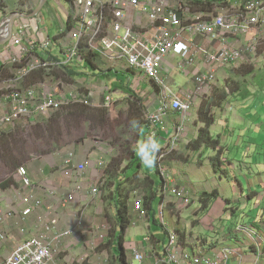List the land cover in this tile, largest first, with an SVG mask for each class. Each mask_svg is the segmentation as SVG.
<instances>
[{"label":"crops","instance_id":"crops-1","mask_svg":"<svg viewBox=\"0 0 264 264\" xmlns=\"http://www.w3.org/2000/svg\"><path fill=\"white\" fill-rule=\"evenodd\" d=\"M66 1L68 5L64 7L60 3L58 4L56 0H48L42 11L48 20L55 23L59 22L58 35H61L63 29L66 32L67 20L69 16H73L74 6L68 0ZM140 1L145 2V0ZM164 1L169 6L177 1L181 4L180 7H171L178 10H183L182 6L186 4V0ZM245 1L228 0L231 6L219 10L216 16L224 15L231 8H240L247 3ZM254 1L264 2V0H252V2ZM104 2L106 3L105 29L111 35L110 25L114 21V17L109 0ZM39 4L40 0H29L28 6L23 8L24 12L36 10ZM10 9L12 8L3 7L1 10L8 12ZM42 13L40 14L41 19ZM182 18L183 20L184 18L186 20L191 19L186 9L182 11ZM43 23L46 31L43 30L39 38L50 37L51 27L44 21ZM73 24L74 28L78 25L74 21ZM123 24L125 27L133 28L137 36L148 41L154 40L157 34L156 27L151 25L148 15L141 12L140 9L131 8L127 12ZM256 36L264 39V27L256 28L251 33L239 38L220 35L218 40L212 43L204 38L193 37L188 39V42L208 48L210 52L217 54L224 48L246 51ZM62 41L75 43V40L69 35L55 41L52 53L53 56L59 58L58 61H63L65 55L59 45ZM13 50L15 48L12 47L7 53L12 54ZM4 55L6 52L0 55V65L6 63L1 59ZM96 55H98V59L91 63L83 59H76V61L60 67L35 71L36 75H29L34 78H27V76L17 85L20 89L38 88L39 91H42L43 87L52 88L47 82L48 79L56 80V87L52 89L56 90L57 93L60 91L61 93H58L60 97H65L68 100L72 99L73 96L84 97L88 101L87 106L96 111L104 109L107 112L105 118L109 120L106 119L107 122L98 120L99 114L95 111L97 118L89 119L88 124H83L79 128L72 127L69 131L65 130L66 133L60 142L61 146L65 145L63 150L44 155L29 150V153L34 156L24 166L33 182L29 189L22 185L19 177H17V187L13 186L6 189L0 187V215L7 210H12L15 214L14 217L0 222V233L2 232L6 236L5 241L0 244V260L7 259L22 240L41 232L42 224L38 223L37 218L42 216L44 221L51 222L52 220L54 222L55 229L52 234L69 230L79 219L83 221L77 231L63 238L60 253L56 256L55 263L122 264L120 245L117 242L119 233L116 217L117 199L109 196V194L116 190L117 181L126 180L124 185L126 186L130 181L128 177L136 174L140 181L145 179L153 181V185L146 187V191L141 189L140 196H145L148 192L152 194L155 192L156 197L148 208L144 206L143 211H136L132 205L130 207L131 223L121 242L126 251L127 264H130L134 249H138L144 255L147 264H168L165 248L170 232H178L181 246L187 253L196 254L202 251L211 258L219 260V251L229 249L234 252L232 259L227 264H264V107L253 103L254 99L261 94L255 93L253 97L244 101L231 100L223 111L214 113L216 124L211 129V134L219 139L222 148H226V154L231 150L236 152L237 150L244 149L246 151L248 149L245 156H240L241 152H236L232 160L225 156L226 164L223 169L226 173L224 176L215 174L211 167L209 159L216 156L213 152L207 153L205 157L207 159L203 160L201 164V168L205 170L204 176H200L193 170L188 173L186 167L191 165L193 161L188 164L184 162L183 156H179L181 158L179 162L183 161L184 167L179 172L172 170L173 173L171 172L169 178L171 187L184 190L191 196V204L188 207H182L180 201L162 192L163 188L161 189L159 185L164 180L157 185L152 177L145 174L147 172L146 166L142 164L135 150L128 162L122 160V163H116V158L123 153L121 150L126 148L124 141L126 136L122 135V132H126V127L108 128L110 127L108 124L114 120V115L118 111L126 116V120L130 117L131 111L134 110L132 108H137L138 105L141 108L144 106L145 110L147 109L146 116L148 111L154 110L153 112L156 113L163 104L164 91L156 87L143 73L131 69L125 60H111L102 57L100 54ZM48 56L46 57L48 58ZM49 61L56 62L55 60ZM261 63V58L254 55H244L243 60L232 66H208L200 60L194 66H185L182 58L170 55L164 61L162 77L169 84L172 97L185 100L186 96L193 91L197 77L210 74L213 71V87L221 88L231 75L233 67L238 68L244 64H253L259 68ZM68 72H70V76L66 75ZM12 74H14V70ZM176 75L182 78L184 85L181 87H176L177 82L174 78ZM171 87L175 88L176 91L173 92ZM62 89L65 91L62 92ZM201 101L202 99L194 100V111L187 117L185 133L179 146V149L182 148V152L179 155H185L187 146L197 138L201 128V125L197 123V110ZM134 104L135 106H133ZM6 112L7 110L4 108L0 110V114ZM53 112L55 111L49 113ZM169 114L164 125L145 130L140 121L142 127L134 132L138 138L133 148L149 137L148 133L156 138L159 145H163L164 148L159 149L156 154L157 163H159L161 150L163 154L166 152L175 134L176 125H174L175 123ZM255 121L257 124L254 123ZM102 139L104 141H101ZM69 152L75 153L77 163L87 165L84 173L70 177L67 175V173H71L67 171L68 169L61 171L62 161ZM96 153L97 155H95ZM187 153L189 157H192V160L194 157L197 158L192 153ZM173 154H169L167 158ZM101 159H105V167L93 169L92 165L96 167V161ZM172 161L177 163L175 159ZM206 162H209V170L206 167ZM154 164L156 174L163 179L159 174L156 159ZM109 165L116 167L110 177L109 173L106 172ZM174 168L177 167L174 166ZM182 174L185 176L183 177ZM236 184L238 189L241 187V191L237 192L236 198L230 200V205L225 206L224 200L229 199L227 192L228 190L232 192V189L236 188ZM77 185L81 186L79 191L75 189ZM96 186L99 187V196H95L91 192L92 188ZM214 190L218 191L219 199L211 203L207 210L201 211L199 196L204 192L211 193ZM27 192L34 193L42 199L43 205L34 209L27 220L23 221L20 213L24 208L22 197ZM70 192H74V199L63 205V198ZM101 196L102 198L99 199L98 197ZM196 202L198 203L197 207L195 206ZM155 203L157 206L154 210ZM251 204L255 214L246 213ZM230 207L237 210L234 215L231 212H225V208ZM225 220L232 221L231 228L224 226ZM105 224L108 226V229L106 228L104 231L106 239L101 241L97 228ZM21 228H25L26 233H21ZM246 230L255 231L260 239L253 240ZM219 236L225 239L224 245H221L223 242L219 241ZM214 246L215 248H213Z\"/></svg>","mask_w":264,"mask_h":264},{"label":"built area","instance_id":"built-area-1","mask_svg":"<svg viewBox=\"0 0 264 264\" xmlns=\"http://www.w3.org/2000/svg\"><path fill=\"white\" fill-rule=\"evenodd\" d=\"M105 0H72L77 10L78 25L70 33V37L75 43L68 48L63 61L50 62L46 60L45 50L51 48L50 40L42 42L36 38L29 39V32L40 35L43 31L41 22L38 19L22 20L12 37L11 44L15 48L16 55L9 54L1 57L3 62L9 65H19L25 61L24 66L18 67V71L8 79H0V110L6 109L7 112L0 114V130L13 125L22 119H30L35 115H47L51 111L61 109L69 102H80L88 105L84 97L73 96L66 99L59 96L56 90L50 87H43L42 91L38 88L20 89L17 85L31 73L52 67H60L70 64L76 59L82 58V48L87 51L100 54L102 57L111 60H125L131 69L143 73L150 79L156 87L165 93L163 104L158 111L147 117V123L152 128H157L166 123L169 113L179 114L181 122L177 126L175 134L166 150V155L160 156L159 160H165L167 156L176 151L179 146L187 124V117L194 111V100L209 98L213 91L214 73L197 77L195 87L185 100L172 97L169 84L162 77L164 61L170 55H175L183 59L185 66H194L200 60L208 66H232L243 60L244 55L256 56V50L262 37L256 36L252 44L243 50L222 49L215 54L208 48L196 46L188 39L193 37L204 38L210 42H216L220 35L239 38L251 33L256 28L264 27V2H248L243 7L231 8L224 15L213 16L210 19L202 15H196L189 20L181 18L179 10L166 4L164 0H109L112 8L114 21L110 27L112 34L106 32L105 22ZM131 8L140 9L149 17L151 25H154L157 34L152 41L142 39L137 36L133 28L124 26L126 14ZM34 20V21H33ZM24 21H31L24 24ZM4 24V23H3ZM65 29L61 31V34ZM37 51L40 54L37 56ZM6 59V60H5ZM109 100V99H108ZM162 154V153H161ZM159 164V163H158ZM62 166L67 171H75L82 174L86 171L85 163H77L75 153L69 152L62 161ZM70 170V171H69ZM160 176L165 177V172L161 164L158 165ZM70 173H67L69 175ZM22 185L25 188L32 186L26 167H20L17 173ZM76 191L81 186H76ZM91 192L99 195V187L92 188ZM163 192L180 201L183 206L191 204V196L184 190L170 186V178H165ZM135 195L137 193L135 192ZM74 192L68 193L63 198V205L68 204L74 199ZM24 208L21 217L27 220L34 209L43 205V200L34 193H25L22 197ZM135 210L142 211L143 202L137 198L135 200ZM49 209H52V207ZM163 210V209H162ZM12 210H7L0 215V222L14 217ZM162 217V214H161ZM38 223L42 224V230L22 240L13 250L7 259L0 260V264H58L55 263L56 256L60 253L61 242L64 237L70 236L77 231L83 224L82 219L61 233H54V222L44 221L42 216L37 218ZM108 226L102 225L97 228L99 239H106L104 231ZM253 240L260 239L255 231L246 230ZM21 233H26L25 228L20 229ZM6 236L0 233V244L4 242ZM232 250L224 249L220 252L219 260L211 258L206 253L197 252L190 254L184 251L180 244L179 235L175 232L169 233V240L165 248L168 264H227L232 259ZM130 264H147L144 255L138 250L132 251Z\"/></svg>","mask_w":264,"mask_h":264},{"label":"trees","instance_id":"trees-1","mask_svg":"<svg viewBox=\"0 0 264 264\" xmlns=\"http://www.w3.org/2000/svg\"><path fill=\"white\" fill-rule=\"evenodd\" d=\"M245 2H252V0H246ZM243 5L241 7H243ZM230 6L231 4L228 3V0H186L185 6L182 7L183 10L186 9L189 12L191 18L195 17L196 15H202L210 19L211 17L216 16L219 10L227 9ZM183 10H179L181 18ZM73 28V16L71 15L69 16L68 22L66 24V32L64 33V35H61L59 37L65 36ZM59 37H56L55 40ZM82 54L83 60H86L89 63H91L93 60L98 59V55L87 51L86 49H84V47L82 48ZM256 57L262 59L261 66L259 68H256L253 64H244L239 66L238 68L233 67L232 73L225 81L223 87H213L211 96L209 98L202 99L198 106L197 123L201 125V128L199 129L197 138L187 146L186 150L187 152L192 153L194 156H197V163L199 165L202 164L203 160L207 159L205 158L207 153H215L216 156L210 158L209 162L211 164V167L213 168L214 173L217 175L224 176V174L226 173L223 168L226 164L225 156H227V151H225L226 148L221 147L219 139L213 137L211 134V129L216 124L214 113L216 111H223L226 105L231 100H248L253 97L255 93H258V90H256L254 87H251V81L255 80L256 77L264 80V39H262L257 47ZM46 60L58 61L59 58L53 55H49ZM15 66L16 65L13 66L9 65L8 63H2L0 65V79H8L13 73V69H15ZM41 71H44V69ZM36 72L31 73L30 76L36 75ZM66 75L70 76V72H68ZM30 76H28L27 78H34ZM262 91L264 92V87L262 88ZM133 106H135V104ZM95 111V109L83 103L71 101L69 104H65L61 107V109L51 114H39L37 116H33L30 119H22L21 121H17L13 125L0 130V187L2 189H6L9 187L18 186L17 173L19 168L26 166L27 163L34 157L32 156V153H29V150H32L33 152H39L42 155L48 154L49 152H57L63 150L65 145L61 146L60 142L62 140V136L64 137L66 133L65 130L69 131L72 127L79 128L82 127L83 124H88L87 122L89 121V119L97 118ZM96 112L99 114L98 120H103L104 122H107L109 120L108 118H105L107 112H105L104 109ZM137 118L138 121H141L143 124L144 119H139V117ZM106 119L108 120L105 121ZM89 126L92 127L93 125ZM143 127L145 130H150L151 128L148 123L146 125H143ZM148 135L150 136L151 134L148 133ZM160 153H162V150ZM189 159L191 158L185 157L183 160L184 162L189 164L190 161H193L192 159ZM125 161H127V158L125 159ZM156 165L158 167L157 157ZM115 168V166H108L106 172L109 173V177L111 176L110 174ZM5 170H7V173H5ZM128 179L130 181L126 186H124L126 184V180L117 181L116 190L114 192H110L109 194V196H112L113 198L115 197L117 199L116 217L119 224L117 242L120 245L119 250L121 252L120 259L122 261V264H127L126 251L121 242L123 241L126 230L131 223V205L135 209V200L139 198L143 202V207L145 206L146 208H148L156 197L155 192L154 194L148 192L147 195L140 196L141 189L143 188L146 191V187L153 185V181L148 179L140 181L136 174L132 177H128ZM239 184H241V182ZM159 186L161 187V189L164 188V181ZM235 186V195L237 197V192L239 193L241 191V187H239L238 189V185L236 184ZM135 192H137V195H135ZM106 197L108 196L106 195ZM132 199L133 202H131ZM218 199L219 194L216 190L211 193H202L199 196L201 211L207 210L210 204L217 201ZM231 199L234 198L229 197V199L224 200L225 206L231 204ZM235 211L237 210H234L233 207L225 208V212H231L232 215L235 214ZM82 264L87 263L83 262Z\"/></svg>","mask_w":264,"mask_h":264},{"label":"rangeland","instance_id":"rangeland-1","mask_svg":"<svg viewBox=\"0 0 264 264\" xmlns=\"http://www.w3.org/2000/svg\"><path fill=\"white\" fill-rule=\"evenodd\" d=\"M3 1V0H2ZM1 0H0V12H1V14H2V17L0 18V25L1 24H3V21H4V19L5 18H9L10 16H12L13 14H17V13H22V14H27V15H30V14H32L34 11H31V12H24V9L23 8H25L26 6H28V4H29V0H5V2L3 1L2 2ZM57 2H58V4L60 3L62 6H64V7H66V5H68V3H67V1L66 0H56ZM69 2H71L72 3V0H68ZM110 2V1H109ZM174 4L173 5H170V6H174V7H180V5L181 4H179L177 1H175V2H173ZM73 4V3H72ZM176 4V5H175ZM74 6V5H73ZM3 7H11L12 9H10L8 12H4L3 10H1ZM21 9H23V10H21ZM44 9V8H43ZM43 11V10H42ZM4 12V13H3ZM8 13V14H7ZM42 13V12H41ZM72 13H73V21H74V23H76L77 22V24H78V19H77V15H78V13H77V10H76V8L74 7V10L72 11ZM42 15H43V17H42V19H43V21L45 22V24H47V25H50V27H51V32L49 33L50 34V37H46V38H44V37H41V38H39L41 35H35L32 31H30L29 32V35H30V38L29 39H33V38H36V39H38L39 41H43V40H50L51 41V43H52V46H51V48H48V50H45V55H53V53H52V50H53V46H54V43H55V41H58L59 39H61V38H63V37H66V36H70V33L73 31V30H75V28H73L68 34H66L65 36H62V37H59V36H61V35H64V34H61V35H58L59 34V30H60V28H59V22H57V23H55L54 21H50V20H48V18L46 17V16H44V13H42ZM71 15V14H70ZM4 17V18H3ZM30 19H38L40 22H41V26L43 27V30H45L46 31V27H44V23H43V21H42V19L40 18V15H38V16H36L35 18H21V19H19V20H17L16 21V23H15V26H14V30H13V35H12V37L16 34V30H17V28H18V26L21 24V22H22V20H30ZM34 21V20H33ZM31 21H24V24H28V23H30ZM67 22H68V20H67ZM6 30L3 32V34H2V36H5L6 38L8 37L7 35H5L6 33ZM42 34V33H41ZM58 35V36H57ZM59 37L58 39H56L55 40V38L56 37ZM54 37V38H53ZM4 38V37H3ZM12 40V39H11ZM5 41V40H4ZM59 45H60V49H61V51H63L64 53H66L67 52V50H68V48H70L71 46H72V43H70V42H65V41H62L61 43H59ZM12 46V44H11V41L9 40L4 46H1L0 47V55H2L3 53H5L6 52V55H7V57H8V51H9V49L10 48H12L11 47ZM14 52L11 54V55H16V51L15 50H13ZM40 54V51H37V53H36V55L38 56ZM247 55H250V54H247ZM6 60V59H5ZM57 62V61H56ZM25 65V61H23L22 63H20L19 65H16L15 66V69H13L14 70V73L16 74L17 73V71H18V67H20V66H24ZM14 66V65H13ZM41 70H43V69H41ZM45 70V69H44ZM175 79H176V82H177V86L176 87H181L182 85H184V83H182V78H180V76H178V75H176L175 77H174ZM48 83H50L49 84V86H51L52 88H55L56 86V83H57V81L55 80H52V79H48V81H47ZM252 83H251V87H254L256 90H258V93L259 94H261L260 96H258V97H256L255 99H254V101H253V103H255V104H257L258 106H260V107H264V95H263V91H262V88L264 87V85H263V83H264V80H261V79H259V77H256V79L255 80H253V81H251ZM53 84V85H52ZM58 87V86H57ZM58 88H61V87H58ZM171 90L173 91V92H175L176 91V89L175 88H173V87H171ZM62 92L63 91H65L64 89H62L61 90ZM59 94L61 93L60 91L58 92ZM139 103V102H138ZM136 104H137V102H136ZM250 104V103H249ZM140 108H141V106L139 107V105L137 106V108H135V107H133L132 109H134V110H130L131 111V114H130V117H128L127 118V120H126V116H123L122 115V113L121 112H117L115 115H114V120H111L110 121V123L108 124V126H110V127H108L109 129H114V128H120V127H126V129H125V131L126 132H122V135H124V136H126V140H124L125 141V143H126V148H123L121 151L123 152L122 154H121V156L119 155L118 156V158H116V163H122V160H125L126 158H127V161L126 162H128L129 160H130V158H131V155L133 156V154H134V150H135V148H133V145H135V143H136V140H137V138H138V136H137V134H135L134 132H135V130L130 126V121H132V120H136V118L137 117H139V119L141 118H143L144 119V122H143V124L142 125H146L147 124V117L149 116V115H152V114H154L155 112H153L154 110H152V111H148L147 113V116H146V111H147V109L145 110V108H141V110H140ZM129 111V112H130ZM169 115H171L170 117H171V120L175 123L174 125H176L175 126V131H176V129H177V126H178V124H179V122L181 121V117L179 116V115H176L175 113H170ZM138 119V118H137ZM257 121H255L254 123L255 124H257L256 123ZM255 124H253L254 126H256ZM118 126V127H117ZM126 133H127V135H126ZM109 138V137H108ZM101 141H104L103 139L101 140ZM179 146H180V143H179ZM179 146L176 148V151L174 152V154L173 155H171L169 158H167L166 159V161H163V160H159V164H161V166L163 167V169H164V172H165V177H163V180L165 181V178H167V177H170V175H171V172H172V170L173 171H175V172H179V170L180 169H182L183 167H184V164L180 161L179 162V156H183V158H185V157H189L188 156V153L187 152H185V155H179V154H181V152H182V148H180L179 149ZM161 148H164L163 147V145H159V149H161ZM167 150V149H166ZM237 153L238 152H241V154H240V156H245L246 154H247V152H248V149L246 150V151H244V149H241V150H237L236 151ZM236 152H234V150H231L230 152H228V154H227V159H230V160H232V159H234L233 157L236 155ZM133 153V154H132ZM253 153H254V149L252 150V155H253ZM165 155L167 154L166 152L164 153ZM95 155H97V153L95 154ZM101 155V154H100ZM163 155V153L162 154H160V156H162ZM160 156H159V158H160ZM190 158H192V157H190ZM106 159V158H105ZM105 159H101V160H98V161H96V167H94L93 165H92V168L94 169V168H96V169H103L104 167H105V165H106V161H105ZM173 159H175V161L177 162V163H174L172 160ZM109 161V160H108ZM111 162V161H110ZM137 164V163H136ZM158 164V165H159ZM175 164V165H174ZM206 164H207V169L209 170V162H206ZM174 166H176L177 168H174ZM188 167V168H187ZM186 167V169H187V171H188V173H190L191 172V170H193V171H195L196 173H199L200 174V176H204V174H205V170H204V168H201L202 166L201 165H199L198 163H197V158L195 159V157L193 158V162L191 163V165H189V166H187ZM207 169H206V171H207ZM65 169L63 168V166H61V171L63 172ZM70 171V170H69ZM146 175L147 176H150V177H152V179L157 183V185H159L161 182H162V179L156 174V168H155V164H153V166L152 167H147L146 166ZM71 173L69 174V176L71 177V176H73V177H75V175L77 174L75 171H70ZM134 172V171H133ZM5 173H7V170H5ZM173 173V172H172ZM132 175H133V173H132ZM131 175V176H132ZM182 176L184 177L185 175H183L182 174ZM1 177V176H0ZM1 180V179H0ZM232 181V180H231ZM230 189V188H229ZM236 188L235 189H232V192H230L229 190H228V192H227V196H229L230 198L231 197H233V198H236ZM100 195V194H99ZM98 195V196H99ZM24 196V195H23ZM99 199L100 198H102V196L101 197H98ZM99 201V200H98ZM100 202V201H99ZM156 206H157V203H155L154 204V210L156 209ZM181 206L182 207H188V206H183L182 204H181ZM195 206L197 207L198 206V203L196 202L195 203ZM145 208L144 207H142V211L144 210ZM248 211H246V213H249L250 212V214H253L254 212H253V205L251 204L249 207H248V209H247ZM156 212V211H155ZM256 213V212H255ZM254 213V214H255ZM158 218H159V213H158ZM227 219H229L228 217H226ZM232 225H233V223H232V221L231 220H225L224 221V226H226L227 228H231L232 227ZM178 233V232H177ZM225 239L223 238V237H221V236H219V241H221V242H223L221 245H224V243H225V241H224ZM221 245H217V246H221ZM213 248H215V246L213 247ZM221 251H219V253H220Z\"/></svg>","mask_w":264,"mask_h":264},{"label":"clouds","instance_id":"clouds-1","mask_svg":"<svg viewBox=\"0 0 264 264\" xmlns=\"http://www.w3.org/2000/svg\"><path fill=\"white\" fill-rule=\"evenodd\" d=\"M130 126L134 130L142 127L140 122L135 119L130 121ZM135 151L142 164L147 167H152L155 163L156 154L159 151V143L155 137L149 136L144 141L136 145Z\"/></svg>","mask_w":264,"mask_h":264},{"label":"water","instance_id":"water-1","mask_svg":"<svg viewBox=\"0 0 264 264\" xmlns=\"http://www.w3.org/2000/svg\"><path fill=\"white\" fill-rule=\"evenodd\" d=\"M206 1H212V0H206ZM48 0H40V4L37 7V9L30 15L27 14H22V13H17V14H13L12 16H10L9 18L4 19L3 23L5 21H7V26H6V34L8 37L5 39L4 42L0 43V47L4 46L9 40L11 41L12 39V35H13V30H14V26L17 20L21 19V18H35L36 16L40 15L43 8L45 7V5L47 4ZM3 24L0 25V35L4 32L3 29Z\"/></svg>","mask_w":264,"mask_h":264},{"label":"bare ground","instance_id":"bare-ground-1","mask_svg":"<svg viewBox=\"0 0 264 264\" xmlns=\"http://www.w3.org/2000/svg\"><path fill=\"white\" fill-rule=\"evenodd\" d=\"M7 21H5L4 22V24H3V29H4V31H5V29H6V26H7ZM6 33V32H5ZM3 34V33H2ZM2 34L0 35V43H2V42H4V40L6 39V37L5 36H2ZM4 37V38H3ZM181 244V243H180Z\"/></svg>","mask_w":264,"mask_h":264}]
</instances>
